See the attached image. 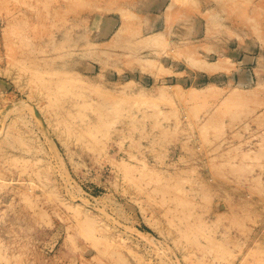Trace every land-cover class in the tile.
<instances>
[{"label": "rangeland", "instance_id": "1", "mask_svg": "<svg viewBox=\"0 0 264 264\" xmlns=\"http://www.w3.org/2000/svg\"><path fill=\"white\" fill-rule=\"evenodd\" d=\"M0 264H264V0H0Z\"/></svg>", "mask_w": 264, "mask_h": 264}, {"label": "bare ground", "instance_id": "2", "mask_svg": "<svg viewBox=\"0 0 264 264\" xmlns=\"http://www.w3.org/2000/svg\"><path fill=\"white\" fill-rule=\"evenodd\" d=\"M160 33H161V32L156 33L155 36L158 37ZM153 37H154V36H153ZM157 37H156V38H157ZM156 38H153V39H156ZM154 43H155V42H154ZM225 58H226V57H225ZM201 62H202V61H201ZM143 63H144V62H143ZM196 63H197V62H196ZM196 63H195V64H196ZM199 63H200V62H199ZM202 63L205 64V62H202ZM202 63H201V64H202ZM218 63H221V62H218ZM222 63H224V62H222ZM215 64H216V63H215ZM215 64H214V63H210V64H208V65L205 64L203 67H205V69L208 68L209 70H210V69L213 70V69H214L215 67H217V66H218L219 68L222 67L220 64H219V65H218V64L215 65ZM197 65L199 66L200 64H197ZM202 65H203V64H202ZM202 65H201V66H202ZM212 65H213V66H212ZM214 65H215V66H214ZM150 66H151V65H150ZM201 66H199V67H201ZM213 67H214V68H213ZM218 67H217V68H218ZM153 68H154V67H153ZM217 68H215V69H217ZM208 69H207V70H208ZM215 69H214V70H215ZM220 69H221V68H220ZM127 84H128V83H127ZM206 87H211V86H206ZM260 87H261V86H260ZM191 93H192V92H191Z\"/></svg>", "mask_w": 264, "mask_h": 264}]
</instances>
